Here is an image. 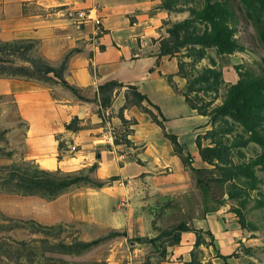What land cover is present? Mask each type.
Instances as JSON below:
<instances>
[{
    "label": "rangeland",
    "instance_id": "rangeland-1",
    "mask_svg": "<svg viewBox=\"0 0 264 264\" xmlns=\"http://www.w3.org/2000/svg\"><path fill=\"white\" fill-rule=\"evenodd\" d=\"M155 2L168 14L160 27L161 36L166 37L167 26L186 17L190 8L200 7L203 0H176L172 9L162 6L164 0ZM227 2L234 13L235 37L240 48L217 54L213 47H208L207 57L197 64L199 68L209 65L212 58L222 73V83L212 105L221 103L227 87L236 82L239 74L264 75V42L257 32L256 11L241 0ZM67 8L65 13L64 0H0V40L32 42L29 55L48 60L44 53H50L55 59L48 62L52 66L62 65V75L67 80V63L79 48L65 50V28L70 41L84 25L94 29L95 37L102 36L109 31L104 18L111 15L107 0H70ZM80 9L86 13L94 9L98 22L79 20ZM54 16L60 23L66 20V25L59 26L63 34L57 35V41H49L46 29ZM166 58L169 61L163 68L173 72L176 58L169 55ZM145 62L144 59L139 63L137 73H141ZM13 66L28 67V64L16 55L0 53V264H264V143L250 142L240 148L241 153L233 149L230 158L234 164H240L239 170L229 168L227 162H218L216 166L193 167L200 169L195 172L189 166L191 156L188 160L183 154L179 157L186 172L181 171L182 176L176 178L188 184L193 176L194 189L157 195L150 192L149 181L152 176L161 186H167L169 177H163L170 173L167 169L155 165L134 175H127L124 169L122 176L118 163L121 160L132 166L145 164L148 153L142 152L148 151L147 145L135 140L134 130L142 129L143 124L157 126L148 113L151 111L157 117L152 107L136 100L131 90L117 87L111 94V104L118 98L123 105L113 113L109 109L111 104L106 108L99 105L97 88L93 85L79 89L83 98L80 99L52 74L19 75L13 73ZM89 71L94 72L92 66ZM184 82L182 77L174 76L176 88L182 89ZM204 84L201 82L200 88ZM36 91L61 103L85 104L87 115L69 120H75L72 131L87 129L93 137L104 132L111 142L81 148L65 139V125L50 140L35 134L25 115L40 101L33 94ZM188 94L192 100L215 96L205 89ZM89 114L97 116V123L91 121ZM228 120L236 126L231 118ZM137 123L142 126L137 127ZM38 124L45 126L43 120ZM258 132L264 142V120ZM208 143L202 140L203 145ZM97 152L104 157L99 159ZM127 155L132 159H127ZM163 155L167 156L162 152L156 157ZM10 165H37L48 171L59 170L60 174L81 173L93 182H78L54 197H47L17 189L4 167ZM208 212L224 224L220 232L231 246L228 253L217 248L213 234L205 227L203 218ZM180 224H185L188 230L177 229ZM42 226L53 228L47 232Z\"/></svg>",
    "mask_w": 264,
    "mask_h": 264
},
{
    "label": "crops",
    "instance_id": "crops-1",
    "mask_svg": "<svg viewBox=\"0 0 264 264\" xmlns=\"http://www.w3.org/2000/svg\"><path fill=\"white\" fill-rule=\"evenodd\" d=\"M69 1L64 0L65 13L68 9L67 4H69ZM107 2H109L111 15L104 18L109 30L106 34L95 37L93 34L94 29L91 30L87 25H84L82 30L76 31V35L70 41L68 40V29L65 28V50L73 46L79 49L71 55L65 69L67 80L64 79L80 90L90 85H93L94 89H96L98 85L111 79L135 85L142 94L146 95L160 108L166 118L164 122L165 131L176 135L177 141L183 149V154L189 153L191 156L189 166L192 168L206 167L207 163L199 156L196 138L211 128L208 118L198 114L187 105L183 95L180 93L181 89L177 88L175 90L167 83L166 75H171L174 81L177 63L175 70L168 72L163 68V64L169 61L166 58L167 55L161 56L158 60L156 58L158 40L163 38L161 36L163 28L160 27L165 17L168 16L167 12L157 6L155 0H107ZM82 3L85 4L86 2ZM91 10L93 11L94 9ZM50 21V27L46 29L47 39L49 41H57V35L63 34L59 26L64 23L66 25V20L60 23V20L54 16L51 17ZM138 28L142 30L138 32ZM44 56L49 61L54 62L55 58L50 53H44ZM144 59L146 61L145 66L141 73H137V66ZM91 66L94 70L93 73L89 71ZM130 76L143 77L135 79ZM33 94L38 95L40 101L34 104L31 112L28 110L25 117L30 123V128L33 126L35 134L43 136L46 140H50L49 138H52L53 134L63 131V126L69 123L70 119L83 118L88 113L85 104L76 102L61 103L59 99L40 96L42 94L41 91H36ZM122 103L117 98L112 102L109 109L114 113L116 109L119 110L122 107ZM89 117L92 122L97 123V116L89 114ZM41 120L45 122V126L38 124ZM137 120H140L138 116ZM136 125L137 127L142 126L141 123ZM145 125L143 124L142 129L135 128L134 135L135 140L138 142L142 141V144L147 145L146 149L149 152H142L143 155L148 153V155H145L146 162L144 165L132 166L126 161L118 160V163L121 164L122 176L125 175L124 169H126L127 175H134L145 173L146 170L158 165L170 172L167 176H163L164 178L169 177L170 183L167 186H161L160 182L153 180L151 176L149 181L152 185L151 193L168 195L178 191L194 189L193 176L188 184H183L182 180L176 178L178 175L182 176L181 171L186 172L185 166L181 158L174 154L169 140L165 137L166 140L164 138L161 139L160 135H163V133L160 126L157 125L151 128V124ZM137 132L139 136L136 137ZM65 139L72 140L81 148H90L101 142H111L110 136L106 133L104 135V132H102L99 136L93 137L87 129H79V131L73 132L65 128ZM108 152L110 153L111 151ZM162 152L166 153L167 156L156 157L157 154ZM97 156H99V159L104 157L100 152H97ZM126 158L132 159L128 155ZM187 177H189L188 174ZM206 203L211 206L210 202L207 201ZM213 215L212 212H208L205 215L203 218L205 227L213 234L217 248L221 251H226L224 253H228L231 246L229 247V241L224 238L223 232H220L224 224L215 220Z\"/></svg>",
    "mask_w": 264,
    "mask_h": 264
},
{
    "label": "trees",
    "instance_id": "trees-1",
    "mask_svg": "<svg viewBox=\"0 0 264 264\" xmlns=\"http://www.w3.org/2000/svg\"><path fill=\"white\" fill-rule=\"evenodd\" d=\"M176 0H164L162 6L172 9ZM256 11L257 32L264 42V0H241ZM233 10L229 7L227 0H203L200 7L189 9L188 15L181 20L169 24L165 30L167 36L158 40L157 60L161 56L169 55L176 58V75L182 77L185 82L180 93L183 95L187 105L198 114L206 116L211 126L203 135L196 138V144L200 158L209 165H217L218 162L228 163L227 166L239 170L240 164H234L230 158L233 149L240 152V148L248 143H258L263 145V138L258 132V127L264 120V75H251L249 73L239 74L235 83L229 85L220 104H213L219 87L222 83V73L215 67V61L211 58L209 65L201 68L197 67L200 60L207 57V48L213 47L217 54L232 53L240 48L235 37L236 28L233 25ZM32 42L28 40L1 41L0 53L16 55L21 61L28 64L25 66H13V73L30 77H47L52 74L58 82L73 92L75 96L83 99L79 94V88L68 83L62 75L63 67L52 66L47 60L39 55H29ZM167 83L177 90L171 75L165 76ZM205 83L200 88V83ZM117 87H125L131 90V95L137 100L146 102L157 114L148 111L151 120L160 126L165 138L172 145L174 154L183 155V149L174 134L165 131L163 116L160 108L154 104L146 95L142 94L135 85L126 84L116 79H111L98 85L97 93L101 107H109L112 101V92ZM207 90L215 93L210 99L195 97L201 102L190 99L189 92ZM128 92L125 100L128 101ZM159 118V119H157ZM231 118L236 126L228 120ZM71 120L65 124L68 130H75ZM202 140H208L207 145L202 144ZM117 143V142H114ZM185 156L190 159L189 153ZM8 169V176L15 180L17 189L28 193H40L47 197H54L65 188L78 182H90L93 180L81 173L60 174L40 168L37 165L4 166ZM90 169V168H89ZM199 172L200 169H194ZM200 183V179H197ZM24 228V226H19ZM35 231L37 228L32 226ZM41 227V226H40ZM46 231H50L52 226H42ZM179 230H188L185 224L178 226ZM86 245L84 242H78Z\"/></svg>",
    "mask_w": 264,
    "mask_h": 264
},
{
    "label": "built area",
    "instance_id": "built-area-1",
    "mask_svg": "<svg viewBox=\"0 0 264 264\" xmlns=\"http://www.w3.org/2000/svg\"><path fill=\"white\" fill-rule=\"evenodd\" d=\"M79 20H95L98 22V18L96 14L90 9L88 13L85 12V10L80 9L77 13Z\"/></svg>",
    "mask_w": 264,
    "mask_h": 264
}]
</instances>
